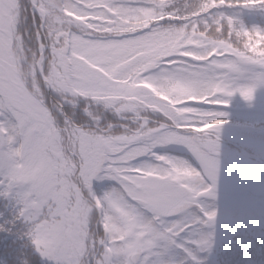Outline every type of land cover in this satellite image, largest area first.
<instances>
[{
  "label": "clouds",
  "instance_id": "obj_1",
  "mask_svg": "<svg viewBox=\"0 0 264 264\" xmlns=\"http://www.w3.org/2000/svg\"><path fill=\"white\" fill-rule=\"evenodd\" d=\"M35 3L43 43L37 37L30 47L17 28L0 36L8 72L0 77V109L11 117V134L0 138V232L48 264H111L150 249L178 212L180 232L210 249L217 210L200 198L215 196L227 123L216 108L236 95L250 103L264 88V25L242 19L248 11L264 20V0H144L110 7V23L72 16L75 2L56 10L47 0ZM84 142L101 144L106 155L131 144L119 159L151 154L155 162L113 169L117 186L97 195L96 176L82 165ZM164 145L184 146L197 166L152 151ZM153 181L177 198L147 195ZM16 264L31 260L21 252Z\"/></svg>",
  "mask_w": 264,
  "mask_h": 264
},
{
  "label": "trees",
  "instance_id": "obj_2",
  "mask_svg": "<svg viewBox=\"0 0 264 264\" xmlns=\"http://www.w3.org/2000/svg\"><path fill=\"white\" fill-rule=\"evenodd\" d=\"M75 2V0H63ZM98 6L101 0H92ZM144 0H109L114 7H140ZM26 11L22 12L18 19L17 29L22 35V39L30 46L36 45V34L40 31V17L33 16L29 0H21ZM111 15L114 10L106 9ZM258 12L244 11L242 19L246 24L260 23L264 25V20L260 18ZM93 19L101 20V23H110L111 19L103 15L95 16ZM22 21V22H21ZM25 29L27 32L25 33ZM170 59H175L170 58ZM230 108L217 107V111L223 112L227 123L233 125L249 126L254 131H261L264 128V89L258 88L254 94V99L249 103L243 101L239 95L230 99ZM111 118V117H110ZM124 121H120L123 123ZM173 145H164L154 148L152 151L157 154H166L171 157L185 159L193 166H197L196 161L189 155L187 149L182 145L183 152H176L167 149ZM111 160V157L109 158ZM142 162L154 163L151 154L134 158L125 162L126 167H136ZM102 187L98 188L96 194L108 190L112 186H117V182L111 178L107 171V166L103 168L101 175ZM206 181V179H205ZM249 178L243 183L245 192V203L251 209L247 217L238 218L236 222L225 232L216 233L214 231L213 244L210 249L202 250L191 243L189 231H184L181 235H176L170 240H158L151 249L147 250V256L143 264H264V176H254L260 186H263L262 193H254L248 187ZM207 182V181H206ZM206 205H208L206 203ZM210 206V205H209ZM217 209V205H212ZM19 227V225H17ZM15 241V242H13ZM24 241L16 239L11 235L0 232V262L7 261V264H16L23 252L31 260V264H48L41 260L31 248H21ZM115 264H125V258L114 257Z\"/></svg>",
  "mask_w": 264,
  "mask_h": 264
},
{
  "label": "snow or ice",
  "instance_id": "obj_3",
  "mask_svg": "<svg viewBox=\"0 0 264 264\" xmlns=\"http://www.w3.org/2000/svg\"><path fill=\"white\" fill-rule=\"evenodd\" d=\"M29 3L32 7L33 12H38L37 5L35 0H29ZM53 10L57 8L51 6ZM120 8L114 7L109 3H101L99 6L92 2V0H75L74 8L78 11H74L72 16H77L79 13H84L89 22L101 23L99 19H93L95 16H100L99 13L103 12L104 17L108 19H112L111 13H109L107 8ZM61 11H67V9H60ZM26 11L24 6L21 3V0H0V36H4L9 34L13 29L16 28L17 21L22 14V12ZM69 54L77 57L80 63H86L87 58L83 56H79L78 53H74L71 51V45H69ZM4 55L3 51L0 50V57ZM93 69H96L97 66H92ZM8 76V72L6 68L0 65V77L6 78ZM11 119L10 116L5 115L3 110L0 109V125H4V132L0 133V138H7L11 134L10 128L7 126L8 121ZM83 154L82 165L86 173L90 174V178L97 175L98 172L102 170L105 166H107V171L109 173L112 172L113 169L120 170L121 168H127L125 166V160L119 159V157L123 156L125 152H128L134 145H128L127 148H124L121 152H115L112 154L106 155L103 151L102 145L97 144L96 146L89 145L87 142H84L82 145H78ZM111 157V160L109 159ZM209 175H211V169H208ZM121 175H136L135 172H122ZM147 195L153 197L158 202H166L171 201L177 198V194L171 191L167 185L163 184L159 181H153L152 187H150L146 193ZM128 200L131 204H136L137 201L133 199L131 196L128 197ZM179 215L178 212L172 213L170 217ZM183 225L179 223H171L168 224L163 231L158 232L156 234V241L158 240H170L169 237H174L172 234L175 233L178 235L180 232V228ZM188 229H184L186 231ZM167 233V235L165 234ZM175 235V236H176ZM150 242V249L153 247L154 243ZM119 243V242H117ZM131 248V246H129ZM144 252V250H132L129 251L127 260L125 264H131L133 258H135L138 254Z\"/></svg>",
  "mask_w": 264,
  "mask_h": 264
},
{
  "label": "rangeland",
  "instance_id": "obj_4",
  "mask_svg": "<svg viewBox=\"0 0 264 264\" xmlns=\"http://www.w3.org/2000/svg\"><path fill=\"white\" fill-rule=\"evenodd\" d=\"M47 2L50 6L56 7L58 0H47ZM223 126H226L227 128L220 130V138L227 140V142L233 145H237L239 148L244 149L246 152L250 149H253L255 154L261 157V160L264 162V134H259L249 131L248 129L236 128L228 125ZM229 148L231 147H229L225 143H220L219 159L225 161L226 163H230L231 161L235 160L236 162L244 165L243 167L245 168L247 173H249L252 169L251 165L253 166V169L256 167L255 164H248V162L245 161L246 158L244 157V155L240 154L241 152L238 153L239 155H237ZM261 152H263V154ZM221 160H219L218 170L216 174L215 196L214 199H211L215 201L219 206V208L217 209V218L214 226V231H216V233L222 232V229H225L227 227V224H229L227 215L224 214V210H227V204L225 202L227 196H236L237 194L233 195L232 193H237L240 189V183L238 182L237 177H233V175L238 171L231 166H226ZM220 165L224 169L220 167ZM207 199L210 198L206 197V200ZM236 208L237 214L239 212V206L236 205Z\"/></svg>",
  "mask_w": 264,
  "mask_h": 264
},
{
  "label": "water",
  "instance_id": "obj_5",
  "mask_svg": "<svg viewBox=\"0 0 264 264\" xmlns=\"http://www.w3.org/2000/svg\"><path fill=\"white\" fill-rule=\"evenodd\" d=\"M142 255H143V252L138 254L135 258H133L131 261V264H138L139 261L141 260Z\"/></svg>",
  "mask_w": 264,
  "mask_h": 264
}]
</instances>
